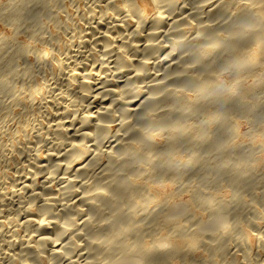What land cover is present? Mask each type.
Here are the masks:
<instances>
[{"label": "bare ground", "instance_id": "1", "mask_svg": "<svg viewBox=\"0 0 264 264\" xmlns=\"http://www.w3.org/2000/svg\"><path fill=\"white\" fill-rule=\"evenodd\" d=\"M23 1L0 3L10 27L33 21L22 33L0 28V264H264L261 146L218 145L198 160L209 147L195 142L203 99L173 86L197 81V69L183 67L191 53L198 59L225 39L218 54L241 59L230 84L246 102V74L264 59V0H75L76 16ZM227 8L233 20L216 22L218 31L190 21ZM216 59L202 61L208 77ZM160 102L164 111L154 109ZM177 104L187 113H174ZM236 151L249 168L229 167Z\"/></svg>", "mask_w": 264, "mask_h": 264}, {"label": "rangeland", "instance_id": "2", "mask_svg": "<svg viewBox=\"0 0 264 264\" xmlns=\"http://www.w3.org/2000/svg\"><path fill=\"white\" fill-rule=\"evenodd\" d=\"M1 1L3 2H6V1H9V0H0V3H1ZM15 0H11V4H13V2H14ZM28 3L27 5H25V3L26 2ZM46 1V0H45ZM48 1V0H47ZM50 1V2H49ZM48 1V3L49 4H51L50 6H51V9H52V6H54L53 7V10H54V8H55V10H56V12L58 11H60L59 13L60 14H63V13H65V14H68L69 13V11L71 10L72 11V13H71V11H70V13L69 14H74L75 16L77 15V13L79 12V10H80V8H79V5H78V2L76 3V2H74L75 0H49ZM53 1H55V2H53ZM210 1H212V0H210ZM214 1V0H213ZM248 1H250V0H248ZM248 1H246V0H240V2H248ZM24 3V5H25V7H27V9H30V8H32V7H34L35 6V4H37L36 3V1L35 0H24L23 1ZM53 2V3H52ZM59 2V3H58ZM63 2V3H62ZM207 2H209V1H207ZM56 3V4H55ZM209 3H211V2H209ZM208 3V4H209ZM34 4V5H33ZM63 4V5H62ZM76 4V5H75ZM3 5V4H2ZM5 5V4H4ZM55 5H56V7H55ZM68 5V6H67ZM67 6V7H66ZM75 6H77V7H75ZM30 7V8H29ZM71 7V8H70ZM4 8V7H3ZM3 8H2V10H0V19H2L5 15V8H4V10H3ZM74 8H78L77 9V12H76V9H74ZM68 9H69V11H68ZM62 10H63V12H62ZM4 11V12H3ZM228 11V12H227ZM62 12V13H61ZM76 12V13H75ZM221 12V13H220ZM231 8L230 9H225V11H224V9H223V13H222V10L221 11H216L215 13H212L213 14V16L211 15V13H208V14H205V13H202V14H199V16L200 17H198V16H195V14L193 15V16H191V18H190V21L192 22V25L194 24V25H204L203 27H205V28H203V31H205V30H213V28H215L214 26H216L215 24H216V22H217V26H218V23L221 21V23H223V25L224 24H227V22L231 19V21L230 22H228V24H230L231 22H232V20H233V18H232V15H230L231 13L233 14V12H235V11H232L231 13ZM237 12V11H236ZM238 12H239V10H238ZM240 12H242V11H240ZM4 13V14H3ZM65 14H63L64 16H65ZM207 15H209V16H207ZM211 15V16H210ZM215 15V16H214ZM216 15H218V17L216 16ZM3 16V17H2ZM74 16V17H75ZM217 18V20L216 21H214V19L215 18ZM5 19L3 18V22L4 23H1V21L2 20H0V28L1 29H4V31L7 33V32H12L13 33V31H11V29L12 30H14L13 28H17L18 29V31L16 30V31H14V32H24V28H25V26L24 25H26V24H28L27 22H30L29 23V25L31 24V22H33L31 19H27V21H26V23L24 24V25H22L21 26V24H23V23H18V24H16L15 26H12V27H10L9 26V23L8 22H5L4 21ZM248 21V20H247ZM247 21H242V23H245V22H247ZM224 22H226V23H224ZM262 23H264V22H262ZM33 24V23H32ZM206 24H208L207 26H205ZM219 25H221L220 23H219ZM258 22H255V24L252 26V28H257L258 27ZM264 25V24H263ZM23 26H24V28H23ZM27 26V25H26ZM31 26V25H30ZM49 26H51V25H49ZM216 26V28L218 29V27ZM34 27H35V29L38 31V32H42V34H44V33H46L45 31L46 30H44L43 29V27L42 26H40L38 23H36V19H35V22H34ZM197 27H200V26H197ZM221 27V26H220ZM219 27V28H220ZM215 28V30L214 31H216L217 29ZM247 30V29H246ZM202 31V32H203ZM218 31V30H217ZM248 31H249V29H248ZM248 31H246V33L243 35H241V37L243 36V37H246L245 35H247V33H248ZM214 34H217V35H220L221 34V31L220 32H213ZM249 34V33H248ZM248 36V35H247ZM225 37V36H224ZM225 40V39H224ZM224 40H221V44L219 45V46H217V48H215L216 49V51H212V52H210L209 54L207 53V54H205V55H203V56H199V58L198 59H196L195 58V56H193V54L191 53L190 55H192L191 56V58L189 57V59H190V61H189V59L187 58V60H185V62H184V65H183V67H186V68H184V69H187V71H189L190 69V71H189V73L192 71H196V69H197V71L196 72H198L197 74H198V76L196 77L197 78V81H194V83H193V81L192 82H190L189 80H185V82L187 81V83H184V81H183V83H174L173 84V86L174 85H176L177 84V86L178 87H183V88H189V89H187V90H189L188 92H187V90H186V92L187 93H189L190 91L192 92V93H196V94H199L198 95V99H199V97L200 98H202L203 100H201V99H199L198 100V105H196L195 104V106L196 107H198V108H200V111H199V113H201V114H199V120H200V127H198V128H200V129H198V130H200V135H198L197 136V139H196V135H195V142L198 144V146L200 145H202V146H204V147H206L207 145H205V144H207V143H209V147H206L205 149L204 148H202V147H200V148H202V149H200L199 148V150L198 151H200L199 153L197 152V154H196V157L198 158V160L201 158V160L204 158V155H205V150L206 149H208V150H210V149H214L215 150V147H217V148H219L218 147V145L219 146H223V150H225V151H229V150H231V149H239L238 147H236V148H234V146L236 145V146H240V148L241 149H247L248 147L247 146H250V144H253L254 143V141H259L258 143H257V141H256V145H258V146H261L260 148H258V151L259 150H262L263 152H264V87H262L263 86V84H264V81H262L263 79H264V68H263V65H264V63H263V58L260 56V57H258V58H262L263 60L261 61V59H260V61H259V59H257L256 58V60L254 61L255 63H257V65L256 64H254L253 66H252V68L254 67L255 68V70H252V68L250 69V72H249V70H248V74H246L247 76L245 77V81H246V86H247V89H248V92H246V94H245V97L247 98V100H246V102L244 103L243 101L242 102H239L238 100H237V96H239L240 94L239 93H242V91L240 92V89H236V88H238L240 85H238L236 82H234V85H232L231 86V84H233V83H231L230 84V82H231V80L230 79H232L233 78V65L231 64L232 62H233V64H234V66L236 65L235 64V61L237 60V59H240L239 57H237V59H236V57H234L233 58V60H232V58H230V60L231 61H228V62H230V64L232 65V66H230V67H228V62H227V60H225V58H223L222 57V55H221V57H220V51L222 50L223 51V49L225 48V46H226V48H227V45H226V42L224 41ZM258 40H260V42L262 43L261 45H263L264 44V35H262L261 34V37H260V39H258ZM226 41H228V40H226ZM224 42V44H225V46H224V44H222ZM222 45V46H221ZM181 45H179V47L177 46L176 47V50H174L176 53H175V56L176 55H178L179 53H181V52H183V51H181V50H186V48H187V46L188 45H185V43L183 44V46H184V48H183V46H181ZM221 47H224L223 49H221ZM228 47H229V45H228ZM221 49V50H220ZM262 49H264V48H262ZM219 53V54H218ZM214 56L215 55V57H218V59H216V61L218 62L219 61V59L221 58H223V60H221L220 62H216V61H214V62H216V63H214L215 65V70H214V68L213 67H211V68H213L212 70L213 71H216V72H214V74L216 73V76L218 75V77H219V79L218 80H221L219 83H218V81H215V79H214V82L212 83V81H213V79L212 78H214V77H216L214 74H213V72H212V70H210V73H212L211 75H213V76H210V77H208V75H209V69H207V74L208 75H206V73L203 71V69H205L206 70V68H205V66L202 64V61L203 60H205V59H207V57H209V56ZM217 55V56H216ZM194 59H195V61H194ZM215 59V58H214ZM227 59V58H226ZM229 59V58H228ZM193 60V61H192ZM243 60V59H242ZM192 61V62H191ZM200 61V62H199ZM227 62V64H225L226 62ZM189 62V64H187ZM191 62V63H190ZM204 62V61H203ZM222 62H224V63H222ZM238 62H241V59H240V61L238 60V61H236V63L238 64ZM260 62V63H259ZM198 63H199V65H200V67H198L199 65H198ZM262 63V64H261ZM201 64H202V66H201ZM229 64V65H230ZM260 64H261V66H260ZM187 65V66H186ZM224 65H226V66H224ZM259 65V67H262V68H260V71L261 70H263V71H261V72H259L258 70H259V68H258V70H256V66H258ZM204 66V67H203ZM237 66V65H236ZM187 67H190V69L189 68H187ZM194 67V68H193ZM203 67V68H202ZM198 68H200V69H198ZM230 68H232V70L230 69ZM199 70V71H198ZM200 71H201V76L202 77H204V74H205V77L204 78H202L201 76H200ZM255 71H257V72H255ZM196 72H194L195 74H196ZM218 72V73H217ZM232 72V73H231ZM254 72V73H253ZM193 73V74H194ZM183 74H184V72H183ZM174 75H175V73H174ZM176 75H178V74H176ZM180 75H182V74H180ZM200 76V78H202L201 79V81L203 80L204 82H207L206 84H205V86H203V84H204V82L202 81V84H200L201 83V81L199 82V80H198V77ZM209 78V80H208V78ZM261 77H262V79H261ZM196 78H195V80H196ZM199 78V79H200ZM261 79V81L260 80H258V79ZM211 79V80H210ZM230 80V81H229ZM229 81V82H228ZM259 81V82H258ZM163 82H165V84L164 85H166L167 83H166V81H163ZM190 82V83H189ZM197 82V83H196ZM222 82V83H221ZM224 82V83H223ZM257 82V83H256ZM214 83H216L217 84V86H215L216 84H214ZM227 83H229L230 85L228 86V85H226ZM261 83H262V86H261ZM198 84H199V86L200 85H202V87L200 88L199 86H198ZM222 84V85H221ZM245 84V83H244ZM257 84V86H260L261 88L260 89H258V92H256L257 91V89L256 90H252L251 88L252 87H257V86H255ZM168 85H171V88H174V87H172V84H168ZM213 85V86H212ZM214 86L215 87H217V88H219V89H215L214 88ZM229 87V89H227V87ZM235 88H234V87ZM245 86V87H246ZM248 86H252L251 88L250 87H248ZM166 87H168V86H166ZM176 87V86H175ZM178 87H177V89H178ZM197 87H199V88H197ZM223 87V89H224V87H226V90L224 91L223 89H221ZM170 88V86L167 88V89H171ZM211 89H212V91H211ZM214 89H215V91H214ZM235 89V91L236 92H239V93H236V92H234L233 90ZM249 89H251V91H253V93L250 91L249 92ZM199 90V91H198ZM217 90V91H216ZM223 90V91H222ZM228 90H230V91H228ZM239 90V91H238ZM232 91V92H231ZM191 92L189 93V94H191ZM197 92H199V93H197ZM227 93L228 92V94H226V95H222V94H220V93H223V94H225V93ZM231 92V93H230ZM254 92H256L257 94H255ZM215 93H217V94H215ZM231 94V95H230ZM234 94V95H233ZM214 95H217L216 97L214 96ZM196 96V95H195ZM215 98H214V97ZM223 96H225V97H223ZM219 98V101H218V98ZM245 97H244V100H245ZM213 98V99H212ZM217 98V99H216ZM222 98V99H221ZM224 98H226V99H224ZM233 99H234V102H233ZM212 100V101H211ZM215 102H214V101ZM199 101H200V104H199ZM201 101L203 102V104L201 103ZM211 101V102H210ZM216 101H218V102H216ZM204 102H206V103H204ZM212 102H214L213 104L215 105L214 107L213 106H211V105H213L212 104ZM237 103V105H236V103ZM197 103V102H196ZM241 103V104H240ZM243 103V104H242ZM249 103H250V105H249ZM160 104V105H159ZM159 104H157V105H159V107L157 106H155V108L154 109H159V111L161 110H163L164 108L166 109L167 107H163V106H166V105H168L166 102H165V104L163 103L162 104V102H160ZM202 104V105H201ZM252 104V105H251ZM178 105V104H177ZM175 105L176 106V109L175 108H173V109H175L176 111H174L173 110V112L174 113H178L179 112V114H182V115H184V113H185V111H186V113H187V111L188 110H184L180 105H183V104H180V105ZM208 105V107H205V106H207ZM211 106V108H210V106ZM217 105V106H216ZM179 106L182 108V109H179ZM184 106V105H183ZM169 107V106H168ZM203 107H205L206 108V110H207V108L209 109V110H204L205 108H203ZM164 111V110H163ZM181 112V113H180ZM184 112V113H183ZM200 116H202V117H200ZM206 118V119H205ZM204 119V120H203ZM233 120V121H232ZM132 122H134V124H136V126H139V124H141V122H140V120H138L136 117L132 120ZM225 122H227L226 124H224L223 125V123H225ZM230 122V123H229ZM164 121H162V123L160 122V124H162V125H158L160 128L163 126V128H165V127H167L169 124H171V123H165ZM178 124H182V122L180 121V122H177ZM233 123V124H232ZM207 124V125H206ZM230 124H232V125H229ZM220 126H221V128H225V129H229L230 131H226L225 132V134L222 136L221 134V132L219 131V129H220ZM236 126V127H235ZM178 127V126H177ZM219 127V128H218ZM233 127V129H231ZM236 128V129H235ZM217 129V130H216ZM202 130V131H201ZM209 130H210V132H212V133H214L215 135L216 134H218L216 137L214 136V134L211 136L212 138H210V134H212V133H210L209 132ZM214 130V131H213ZM233 132H232V131ZM234 130H236V131H234ZM216 131H218L217 133H215ZM236 132V135L235 134H233V133H235ZM228 133V134H227ZM206 134H209V135H206ZM178 135H180V134H178ZM182 135V134H181ZM183 136H184V134H183ZM209 136V137H208ZM251 136H253V137H251ZM231 137V139H229ZM249 137H251L250 139H247V138H249ZM216 138V139H215ZM254 139L253 140V142L252 141H249V140H251V139ZM214 141V140H216V143L215 142H213L212 140ZM232 139H234V140H232ZM245 139V140H244ZM256 139V140H255ZM199 140V143L197 142ZM210 140H211V143H210ZM221 140V141H220ZM225 140L227 141V144L225 143ZM228 140H232V141H234V142H229ZM222 141H224V142H222ZM246 141V142H245ZM247 141H248V145H245L244 143H246L247 144ZM213 142V143H212ZM231 143L232 145H230L229 143ZM238 143V145H237V143ZM243 142V143H242ZM250 142V143H249ZM235 143V144H234ZM220 144H222V145H220ZM226 145V147L224 146V145ZM228 144H229V146H228ZM245 145V146H242V145ZM259 144H261V145H259ZM234 145V146H233ZM242 146V147H241ZM229 147V148H228ZM244 147V148H243ZM236 149V150H237ZM239 151V150H238ZM238 151H236V152H234V153H230L229 155H234L233 156V158L234 157H236L235 159H234V162H233V164H231L229 167H233L234 165H236V161H238L237 162V164L239 163V164H245V166H247L248 167V165H246L247 163H249V162H245V163H243V160H242V156L240 155L239 156V154L237 153ZM257 151V152H258ZM261 152V151H260ZM256 154V156H253L252 158H258L259 156H261L263 153L261 152V154L259 155V152L258 153H255ZM254 154V155H255ZM258 154V155H257ZM153 155V157L152 158H154L155 157V155L154 154H152ZM263 157H262V160H263V158H264V154L262 155ZM239 158V159H238ZM200 160V161H201ZM258 159H256V161H257ZM239 161H241V162H239ZM261 162H263L264 163V160L263 161H261ZM243 165H242V167H243ZM251 165V164H250ZM262 165V164H261ZM264 165V164H263ZM244 166V167H245ZM247 167H245V169L243 168V170L241 171V173L243 174V171L245 170H247L248 171V169H246ZM249 168V167H248ZM260 168L262 169H264V166H260ZM246 171V172H247ZM245 173V172H244ZM231 188V187H230ZM232 189V194L237 198V197H240V194H242L243 193V190H238V189H236V187H232L231 188ZM247 194V193H246ZM252 199V197H250V200ZM252 200H254V198L252 199ZM257 205H258V208L257 209H259L258 211H260V213L262 214V212L264 213V204L262 203V201H258L257 202ZM263 215V214H262ZM255 216L253 215V216H251L250 217V219H253V220H255L256 221V217L254 218ZM254 227H250V230H251V232L252 233H255V229L254 230H252ZM232 230H235V228H233ZM256 234V233H255ZM244 247H246L245 245H244Z\"/></svg>", "mask_w": 264, "mask_h": 264}]
</instances>
